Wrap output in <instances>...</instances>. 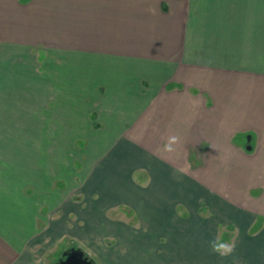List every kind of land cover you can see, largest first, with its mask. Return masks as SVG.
Here are the masks:
<instances>
[{"label":"crops","instance_id":"1","mask_svg":"<svg viewBox=\"0 0 264 264\" xmlns=\"http://www.w3.org/2000/svg\"><path fill=\"white\" fill-rule=\"evenodd\" d=\"M65 233L99 264H264V0H0V264Z\"/></svg>","mask_w":264,"mask_h":264},{"label":"rangeland","instance_id":"2","mask_svg":"<svg viewBox=\"0 0 264 264\" xmlns=\"http://www.w3.org/2000/svg\"><path fill=\"white\" fill-rule=\"evenodd\" d=\"M22 90V96H29V88H21ZM27 93H26V92ZM43 95V94H41ZM90 117L93 119V114H90ZM69 143V149H68V169H69V175L72 178L73 176H75V180H77V176L71 172L72 166L74 167V169H82V156L83 158L86 160L87 159V147L89 142L88 141H84V140H75V141H70ZM249 143V142H248ZM252 143V142H251ZM85 154V155H84ZM71 178L70 180H68L69 182H71ZM78 181V180H77ZM77 183L79 182H72V183H68L67 186V191L70 195H72V199L73 200H78L80 199V194H79V185H77ZM58 185L63 186L61 188H63V190L65 189L64 187V183H54V187H58L60 188ZM66 190V189H65ZM80 201V200H79ZM202 209H200L201 211ZM47 211V207H45L44 205H42V208L40 209V213H45ZM130 210L126 207V206H118L117 208H110V209H106L105 212L107 213L108 216H113L114 214H118L119 212H129ZM204 210H202L203 212ZM74 216V217H73ZM72 218H70L72 221H69V226L70 229H74L73 224H75V215L72 214L71 215ZM41 224V223H40ZM82 224V223H80ZM75 230V229H74ZM40 232V231H39ZM226 237V236H224ZM75 238V237H74ZM72 238L70 233H65L62 236H58L55 238V236L52 239L51 244H46V246H37L35 250H37L35 253L37 256V262L38 264H53L54 262L57 261V259L61 256V254L63 253L64 250H66L68 247L72 246V247H78L80 248L89 258H91L94 262V264H99L97 261V257L96 254H94V249L91 247H88L87 245L82 243V240L78 239V238ZM105 239V238H104ZM50 240V239H49ZM48 240V241H49ZM105 243L107 244V240H104ZM82 243V244H81ZM99 248V247H98ZM98 248L97 251H98Z\"/></svg>","mask_w":264,"mask_h":264},{"label":"clouds","instance_id":"3","mask_svg":"<svg viewBox=\"0 0 264 264\" xmlns=\"http://www.w3.org/2000/svg\"><path fill=\"white\" fill-rule=\"evenodd\" d=\"M180 141L179 136L171 135L167 137L163 150L165 152H173L174 145L178 144ZM208 248L213 255L218 256L220 259H225L233 254L236 248L235 238L225 240L219 235H214L211 239L207 241Z\"/></svg>","mask_w":264,"mask_h":264},{"label":"water","instance_id":"4","mask_svg":"<svg viewBox=\"0 0 264 264\" xmlns=\"http://www.w3.org/2000/svg\"><path fill=\"white\" fill-rule=\"evenodd\" d=\"M249 137H247L248 139ZM250 149L249 146L246 147ZM64 258H60L57 264H94L93 260L89 258L80 248L71 247L62 253Z\"/></svg>","mask_w":264,"mask_h":264},{"label":"flooded vegetation","instance_id":"5","mask_svg":"<svg viewBox=\"0 0 264 264\" xmlns=\"http://www.w3.org/2000/svg\"><path fill=\"white\" fill-rule=\"evenodd\" d=\"M72 246H70V247H68L67 249H69V248H71ZM66 249V250H67ZM65 251V250H64ZM60 258H64V255L63 254H61V256L57 259V261L56 262H54L53 264H57V262H58V260L60 259Z\"/></svg>","mask_w":264,"mask_h":264}]
</instances>
